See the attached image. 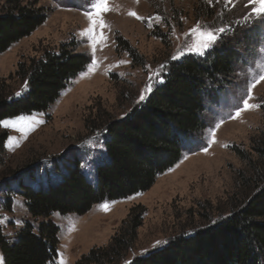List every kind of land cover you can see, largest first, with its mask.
<instances>
[{
  "label": "rangeland",
  "instance_id": "rangeland-1",
  "mask_svg": "<svg viewBox=\"0 0 264 264\" xmlns=\"http://www.w3.org/2000/svg\"><path fill=\"white\" fill-rule=\"evenodd\" d=\"M21 1L43 8L46 20L0 54V84L9 93L18 97L25 91V83L15 75L19 64L39 58L44 51H56L62 44H75L76 52L88 56L89 64L46 112L0 123V134H7L0 148L2 234L12 241L26 224L35 230L45 221L28 214L21 186L44 189L57 182L71 158L79 161L81 173L93 181L94 167L104 155L103 142L100 136L89 134L86 125L98 108L121 118L162 83L170 63L185 57L201 59L224 49L236 53L231 75L207 84L201 115L205 129L185 145L181 159L158 176L148 191L132 199L105 201L107 211L101 209L102 202L81 216L51 214L47 220L58 230V243L56 258L49 264L61 260L76 264L90 250L107 247L134 207L144 210L141 226L132 247L115 264H129L178 235H190L230 215L240 201L241 176L248 171L233 149L251 153L252 140L264 133V79H259L264 75V15L253 13L259 5L249 0H109L112 10L103 17L107 40L93 55L90 38L83 34L89 26L84 15L90 10L89 0ZM130 11L145 19L130 16ZM197 27L205 32L227 31L216 32L219 38L214 46L199 55V33L192 31ZM118 39L130 53L118 47ZM93 59L97 66L89 71ZM147 86L151 91L140 100ZM245 99L256 107L242 110L233 119ZM205 147L207 152L202 150ZM157 241L159 245L153 247Z\"/></svg>",
  "mask_w": 264,
  "mask_h": 264
},
{
  "label": "trees",
  "instance_id": "trees-1",
  "mask_svg": "<svg viewBox=\"0 0 264 264\" xmlns=\"http://www.w3.org/2000/svg\"><path fill=\"white\" fill-rule=\"evenodd\" d=\"M45 20L43 8L5 0L0 5V54ZM118 47L131 52L119 39ZM235 55L224 49L201 59L185 57L170 63L163 82L121 118L98 108L96 117L86 125L89 134L100 136L103 142L104 155L94 167L93 181L81 173L79 161L71 158L57 182L44 189L21 186L28 214L45 221L35 230L26 224L12 241L0 228L2 264H49L56 258L58 230L47 220L51 214L81 216L102 202L148 191L158 176L181 159L185 145L205 129L201 115L207 84L230 77ZM88 64V56L76 52L73 43L19 64L15 75L25 83V91L15 97L0 84V123L46 112ZM6 139L2 132L0 148ZM233 152L248 165V171L241 176L240 201L231 214L190 235H178L164 247L133 258L130 264H264V133L252 140L251 153ZM143 214L142 208H132L108 246L90 250L76 264L120 261L136 240Z\"/></svg>",
  "mask_w": 264,
  "mask_h": 264
},
{
  "label": "snow or ice",
  "instance_id": "snow-or-ice-1",
  "mask_svg": "<svg viewBox=\"0 0 264 264\" xmlns=\"http://www.w3.org/2000/svg\"><path fill=\"white\" fill-rule=\"evenodd\" d=\"M89 3L91 5L90 10H87L84 12V15L86 16L87 20L89 21V26L83 33L84 35L88 36L91 41V47L93 51V55L95 54L96 48L98 45L104 44L107 40V37L105 35L104 29L107 27L106 22L104 20V15L111 11L112 9L109 7V0H89ZM249 3L252 5H259V7H253V13L259 14V15H264V0H249ZM130 16L135 17L138 20H143L145 18L140 17L137 15L136 12H129L128 13ZM250 18V17H249ZM158 19V18H157ZM193 33H199V41L196 46V51L198 52L199 55H204L206 51L213 47L216 40L219 38L216 35V32L219 33H224L227 30L224 28H219L215 31H200L199 27L194 28ZM178 57L173 56L172 59H177ZM124 63V61H122ZM97 66V61L93 59L91 61V67L88 69L89 71H93L95 67ZM163 68V66H161ZM158 75V74H157ZM149 79H154V77L150 76ZM259 79H264V75H260ZM163 82V81H161ZM257 83L259 82L258 80L256 81ZM254 85L249 86L248 88V96L249 99L251 98V87ZM151 91V86H147L144 90V92L141 93L140 100L145 99V92H150ZM17 95H20V93H17ZM256 107V105H250L248 103V100L245 99L243 101V109H237L235 112V115L232 117L233 119L238 117L240 115V112L242 110H249L250 108ZM217 128L220 127V124L216 125ZM213 137H214V132H213ZM212 142H215L213 139ZM203 151L207 152V147L202 149ZM84 167H87V164L83 165ZM134 197H129V199H132ZM102 210L107 211L109 209V205L107 202L103 203L100 205ZM159 241L156 242V244L153 245V247H157L159 245ZM143 255V253H142ZM60 264H64L63 260L60 261ZM130 264V262H129Z\"/></svg>",
  "mask_w": 264,
  "mask_h": 264
}]
</instances>
